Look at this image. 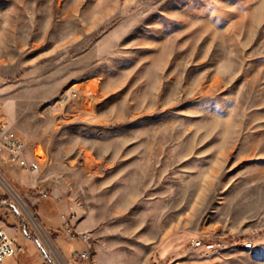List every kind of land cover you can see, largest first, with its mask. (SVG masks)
Masks as SVG:
<instances>
[{"label": "rangeland", "instance_id": "374dc122", "mask_svg": "<svg viewBox=\"0 0 264 264\" xmlns=\"http://www.w3.org/2000/svg\"><path fill=\"white\" fill-rule=\"evenodd\" d=\"M0 119L49 157L0 161L26 264L83 248L38 204L90 264H264V0H0Z\"/></svg>", "mask_w": 264, "mask_h": 264}, {"label": "built area", "instance_id": "2783aa9c", "mask_svg": "<svg viewBox=\"0 0 264 264\" xmlns=\"http://www.w3.org/2000/svg\"><path fill=\"white\" fill-rule=\"evenodd\" d=\"M69 92L71 96L79 98L82 89L73 87ZM91 94L93 93L91 92ZM33 155L34 157L31 158L28 154L23 137L0 119V157L7 162L18 165L25 171H40L48 162V153L39 144L34 149ZM40 193L44 198L49 196L47 190L40 189ZM76 217L74 213L62 214L64 220L63 235L70 241L78 240L84 244V247L75 253L74 258L78 264H90L93 257V235L91 231H80L76 228ZM193 244L196 246L203 245L201 240H193ZM214 245V243L209 242L205 246L211 249ZM48 247V259L45 264H70L56 243L54 245L48 244ZM21 250L22 247L18 245L17 240L10 236L4 228H0V264H4L8 257L17 254Z\"/></svg>", "mask_w": 264, "mask_h": 264}, {"label": "crops", "instance_id": "0c3cea01", "mask_svg": "<svg viewBox=\"0 0 264 264\" xmlns=\"http://www.w3.org/2000/svg\"><path fill=\"white\" fill-rule=\"evenodd\" d=\"M0 161H5L3 158H1L0 157ZM5 162H7V161H5ZM19 167V166H18ZM38 206V209H37V212H43L42 214H44L45 216H47V218L49 219V221H48V223H43V225L48 229V231L51 233V235L53 236V238L55 239V236L56 235H58V234H63V228H64V220H63V218L61 217V220H60V223H58V224H56V225H54L53 223H50V222H53L52 220H53V218L55 217V213H56V208H54V209H52V210H50V209H48V208H46L45 206H42V204H38L37 205ZM1 207V206H0ZM55 207V206H54ZM2 213H4L3 211H2V208H0V228H4L7 232H8V234L10 235V236H12V237H14L16 240H17V243H18V236H17V233H18V231H19V224H17V223H14L11 219H10V215H8L7 217L4 215V214H2ZM82 223V222H81ZM81 223H76V221H75V225H76V228L78 229V230H80V231H86V230H88V226H86V227H83V228H81V229H79L80 228V224ZM9 228H13V232L12 233H10L9 232ZM23 230H27V227H24V229ZM82 243V242H81ZM19 244V243H18ZM82 246L84 247V244L82 243ZM77 251H74L73 252V256L75 255V253H76ZM19 254H20V257H21V260H22V263L23 264H26L27 262H29L30 260H31V257L30 256H28L27 254H25L24 252H23V248H22V250L20 251V252H18ZM64 256V255H63ZM8 258H10V257H8ZM7 258V259H8Z\"/></svg>", "mask_w": 264, "mask_h": 264}, {"label": "bare ground", "instance_id": "6f19581e", "mask_svg": "<svg viewBox=\"0 0 264 264\" xmlns=\"http://www.w3.org/2000/svg\"><path fill=\"white\" fill-rule=\"evenodd\" d=\"M0 180H1V182L4 184V186L8 189V190H10L15 196H16V198H18L17 197V195L15 194V192L12 190V188L9 186V184L7 183V181L4 179V178H2V176L0 175ZM19 201L22 203V205H23V207L27 210V208H26V206L24 205V203L22 202V200H20L19 199ZM28 211V210H27ZM30 214V213H29ZM37 224V223H36ZM92 262V260L90 261V263Z\"/></svg>", "mask_w": 264, "mask_h": 264}, {"label": "trees", "instance_id": "16d2710c", "mask_svg": "<svg viewBox=\"0 0 264 264\" xmlns=\"http://www.w3.org/2000/svg\"><path fill=\"white\" fill-rule=\"evenodd\" d=\"M55 208H56V206H55ZM37 209H38V207H37ZM37 209H36V212H37ZM57 209V208H56ZM56 212H57V210H56ZM37 214H38V212H37Z\"/></svg>", "mask_w": 264, "mask_h": 264}]
</instances>
